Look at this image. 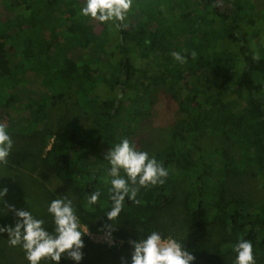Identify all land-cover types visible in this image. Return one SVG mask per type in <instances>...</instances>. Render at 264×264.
Here are the masks:
<instances>
[{
	"label": "trees",
	"instance_id": "1",
	"mask_svg": "<svg viewBox=\"0 0 264 264\" xmlns=\"http://www.w3.org/2000/svg\"><path fill=\"white\" fill-rule=\"evenodd\" d=\"M156 1L133 0L122 23L101 24L80 14L86 0H0V125L13 143L0 163V188L8 189L0 227L17 223L8 207L14 205L54 233L48 206L63 197L88 231L108 224L115 240H140L152 231L166 238L172 232L166 217L179 208L181 224L214 233L182 243L194 264H234L240 240L250 241L253 257L264 259V0H166L165 8ZM159 93L176 108L173 141L148 155L168 176L155 186L130 185L139 187L136 197L126 198L109 221L111 165L105 155L123 139L147 152L137 139L139 125ZM50 102L64 107L53 119ZM205 136L212 149L197 143ZM243 177L255 182L257 203L228 198V179ZM186 179L188 190L180 196ZM93 191L101 195L89 205ZM40 203L47 206L33 212ZM8 238L0 234V264H26L24 250ZM82 240L80 264L114 261L116 248L98 252ZM59 264L76 262L62 257Z\"/></svg>",
	"mask_w": 264,
	"mask_h": 264
},
{
	"label": "clouds",
	"instance_id": "2",
	"mask_svg": "<svg viewBox=\"0 0 264 264\" xmlns=\"http://www.w3.org/2000/svg\"><path fill=\"white\" fill-rule=\"evenodd\" d=\"M133 5V0H86L80 14L99 21L122 23ZM119 26V25H117ZM174 59L184 63L180 53H172ZM195 57V53H192ZM12 139L3 125H0V163L7 161L12 150ZM111 165L108 176L111 177L109 189L112 201L107 219L113 221L122 211L125 199L133 200L139 187L163 184L168 176L167 170L154 156L138 151L128 139H123L105 155ZM123 170L124 176H121ZM126 177V178H125ZM138 185L139 187H131ZM8 189L0 188V203L7 196ZM101 193L93 191L88 198L89 205H95ZM15 212L17 223L14 227H0V234L8 233L12 246H20L25 252L28 264H41L50 261L59 264L62 257L80 264L84 247L78 217L72 201L67 198L53 200L48 206V213L53 218L54 233L44 227V221L33 217L30 211L16 210L14 205H8ZM130 264H194V256L182 249L181 242L173 238L165 240L157 231L146 234V238L132 241ZM236 254L234 264H254L252 244L248 240H240L233 247ZM121 264H128L122 258Z\"/></svg>",
	"mask_w": 264,
	"mask_h": 264
},
{
	"label": "rangeland",
	"instance_id": "3",
	"mask_svg": "<svg viewBox=\"0 0 264 264\" xmlns=\"http://www.w3.org/2000/svg\"><path fill=\"white\" fill-rule=\"evenodd\" d=\"M156 4L160 7L165 8V6L169 5V2L166 0H157ZM163 14L164 16L161 17V19L167 22L169 16L167 12L165 11ZM187 22L189 23V20H187ZM99 29H100L99 27L91 26V30H93L96 34L99 33ZM162 30H164V28H162L160 31ZM159 95L160 93L155 95V98H157L156 107L152 110L151 115L148 118H145V120H143L142 123L140 122V125H139L140 126L139 134H138L139 137L137 139L138 141H140L141 143L140 145L142 149L147 151L148 154L154 153L160 148L170 146L171 141H173L170 138L169 128L171 127V124L174 120L173 114L174 113L176 114V108L170 101H166L165 100L166 98L163 99L159 97ZM47 108H48L49 118L51 119L56 118L58 116L59 110H64L63 106L62 108H61V105L57 107L56 105H53L51 102L47 104ZM79 119H80V122L83 123L85 128H88V127L91 128V121L89 119H87L84 116L79 117ZM206 138L208 139L209 137L205 136L203 139L199 140L197 143L200 145V147L206 146L207 147L206 149H212L213 145H209L210 142H207L205 140ZM177 139L181 140L182 138L178 137ZM191 141H193V139ZM193 142H196V141H193ZM225 144L227 146L226 148H228V146L230 147L229 143L225 142ZM48 147L49 145H46L45 150H47ZM229 179L228 181L230 182L227 185L228 198L233 199V200L243 199L244 201H248L250 203L258 202L259 198H258L257 192L255 191V185H254L255 182L253 180H250L249 177H243V179L242 178L230 179V180ZM180 183L181 184H180L179 193L181 196V194L183 195V193H185L188 190V185L190 183V180L189 179L182 180ZM45 187H47L49 191H51V189L54 191L53 186L45 185ZM18 190H19V186H18ZM43 193H46L45 196H47L48 198L52 197L50 193H47L45 192V190L41 189L39 194H43ZM36 196H37V189L36 190L34 189L32 200L30 201V204H32V209H33V205H35L33 201L36 199ZM26 198H25V201H26ZM28 202H29V199L26 201V203ZM45 205L47 206V204L45 203H40L39 205L37 204L33 212L39 210L41 207ZM39 214H40V211L37 212V216H39ZM181 214L182 213L180 212L179 208H177L176 210L173 209L168 213L166 217L167 218L166 223L167 225H170V229H171L170 231L172 232L166 238H164L165 240H167L168 238H173L181 242V245H182V243L186 241H192V240H195L201 237L209 238L213 236L214 233L210 229L206 228L201 231L187 224H181V219H182ZM80 228H81V231L85 233L82 236L87 238V241H89L92 245H94L96 247V250H98V252L103 250L104 252L107 253V249H110L112 247L116 248L117 252H115L116 257L114 261H109V263H106L107 262L106 261L104 262V264H121L122 258L127 260V254L129 255L133 251V250L129 252L122 251L121 250L122 247L124 245L131 246L132 241H139L138 239H129L126 241L122 240V244H118L114 239H112V237L108 236L107 231H106L107 229H109L108 224L103 225V227L97 230L96 232L88 231L85 227L81 225H80ZM13 255L17 256L18 253H13L11 256ZM22 255L20 256L22 257ZM23 258L25 260V255ZM253 259H254V264H264V259H260L257 257H253ZM19 264H25V263L19 261ZM26 264H28V261L26 262Z\"/></svg>",
	"mask_w": 264,
	"mask_h": 264
},
{
	"label": "built area",
	"instance_id": "4",
	"mask_svg": "<svg viewBox=\"0 0 264 264\" xmlns=\"http://www.w3.org/2000/svg\"><path fill=\"white\" fill-rule=\"evenodd\" d=\"M113 239V238H112ZM115 240V239H114ZM118 244H122V240H115ZM124 241V240H123Z\"/></svg>",
	"mask_w": 264,
	"mask_h": 264
}]
</instances>
